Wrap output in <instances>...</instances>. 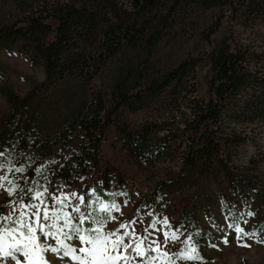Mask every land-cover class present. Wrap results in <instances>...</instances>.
Wrapping results in <instances>:
<instances>
[{
	"label": "trees",
	"instance_id": "obj_1",
	"mask_svg": "<svg viewBox=\"0 0 264 264\" xmlns=\"http://www.w3.org/2000/svg\"><path fill=\"white\" fill-rule=\"evenodd\" d=\"M214 10L218 11L215 23L201 31L202 40L212 44L225 21L228 25L207 96H201L196 78L203 57L189 55L178 61L175 55L165 56L161 47L180 45L199 24L201 13ZM260 25L264 26V0H0V47L19 46V53L46 73L45 80L22 100L7 93L12 111L5 123L12 134L28 127L29 104L52 84L84 91L79 109L45 141L47 154L39 166L52 162L45 197L76 187L91 174L99 183L94 185L98 199L112 200L104 193L111 181L100 148L114 125L127 155L143 165L155 166L181 155L180 172L160 182L152 204L165 189H190L208 178L228 188L221 195L222 214L226 226L237 225L240 208H250L255 191L251 181L232 168L231 151L245 139L228 123L264 122V47L258 50L237 42L232 29ZM113 61L120 62L121 70L107 85ZM161 65L168 67L160 69ZM160 101L164 116L137 128L127 125L126 114ZM29 175L21 188L35 186L38 175L35 170ZM91 191L87 185L78 187L85 214L94 212ZM26 195L18 193L14 202L24 201ZM14 202L2 207L0 216L10 214L15 219L21 208ZM0 223L6 226L7 221ZM257 231L264 238V227ZM40 242L50 243L42 236ZM192 255L196 258L183 259L204 263Z\"/></svg>",
	"mask_w": 264,
	"mask_h": 264
},
{
	"label": "rangeland",
	"instance_id": "obj_2",
	"mask_svg": "<svg viewBox=\"0 0 264 264\" xmlns=\"http://www.w3.org/2000/svg\"><path fill=\"white\" fill-rule=\"evenodd\" d=\"M217 14V10L201 13L199 24L194 28L195 30L189 32L180 45L167 44L161 47L165 56L175 55L173 58L178 61L185 60L189 55L203 57L196 78L198 93L201 96H207L208 83L218 65L219 48L228 25L225 21L212 44L205 43L201 38V31L215 23ZM232 30L237 42L258 50L264 47L263 25L253 28L234 26ZM19 48V46L8 49L0 47V151L4 153L0 156V164L3 165L0 168V175L7 176V181L2 182L4 189H0V209L11 205L18 196V191L9 195L5 189L15 185L21 188L33 170L38 175L35 186L31 187L33 192L27 193L24 201L20 203H29L28 195H34L35 190L43 191L41 185L47 187V170L52 162L48 160L39 166V161H43L47 154L45 141L61 131L62 126L79 109L84 98L83 88L69 84H52L29 104L28 127L14 136L5 123L12 111L7 93L22 100L46 78L43 67L34 66L23 53H19ZM119 64V61H113L109 65L105 82L107 85H111L120 73ZM167 67V65H161L160 69L165 70ZM165 113L164 103L160 101L142 111L129 112L126 114V123L137 128L144 122L158 120ZM228 124L230 129L245 139L231 151V165L235 173L251 181L253 192L255 191V194L250 196V208L247 211L240 208L241 217L237 224L246 232L254 233L252 237L244 236L238 240L235 228L226 226V219L222 214L221 195L227 193L228 188L208 178L202 179L198 186L190 187V189L172 191L165 189L157 196L156 203L152 204L151 196L160 182L180 172L181 155L176 154L173 159L160 161L155 166L143 165L127 155L122 143L118 141L114 125L109 127L100 148L103 164L109 169L111 181V187L105 188L104 193L111 196L112 200L98 199L94 185L97 187L99 183L94 182L92 175L88 174L80 180L78 186L55 194L61 198L68 197L63 201L62 211L69 212L72 216L78 215L73 209L79 206L81 210L82 202L69 194L76 193L78 196V187L85 185L92 188L90 210L94 211V214L92 212L85 214L89 220L82 227L95 228L97 225L90 221L106 218L108 213L100 210L102 203L119 205V211L111 208L108 210L115 219L107 221L103 231H115L120 228L122 222L136 221L135 224H129L127 231H135L134 241L141 242L145 255L137 256L135 251L129 249L127 253H124L130 254L133 258L129 264H264V243L257 242L261 240L257 230L260 226L264 227V122L244 126ZM20 167H23L25 171L16 172L15 169ZM8 181H11L12 185H9ZM118 193L121 195H117ZM31 203H37V201L32 200ZM53 207L60 209L62 206L53 205L51 202L48 204L49 212L53 210ZM21 211L32 210L23 208ZM20 212L15 219L19 217ZM165 218L168 221L167 225L164 224ZM211 221L215 224H211ZM153 223L156 224L155 228L150 227ZM7 226L15 225H10L7 221ZM196 231L198 232L196 235L201 238L195 236ZM124 232L125 229H120L118 235H123ZM166 232L169 234L175 232L179 239L175 242L166 241L164 238ZM189 237H191L190 240ZM15 238L20 239L19 233L15 234ZM225 238L229 241L228 244H224ZM134 241L125 237V243L134 244ZM13 242V239L6 238V243ZM38 243L41 242L38 241ZM157 244H160L159 252L155 251ZM242 244L251 246L244 247L241 246ZM193 248L195 252L192 251ZM165 252L167 255H164ZM192 254L200 257L204 263H188L183 259L185 255ZM40 255L50 260L51 264H77L76 261H62L59 257L54 258L51 253H37L35 257L37 262ZM152 257L155 259L152 260ZM20 258L24 259L22 256ZM4 264H15V262L6 260Z\"/></svg>",
	"mask_w": 264,
	"mask_h": 264
},
{
	"label": "snow or ice",
	"instance_id": "obj_3",
	"mask_svg": "<svg viewBox=\"0 0 264 264\" xmlns=\"http://www.w3.org/2000/svg\"><path fill=\"white\" fill-rule=\"evenodd\" d=\"M3 155L4 153L0 151V156ZM2 167L3 165L0 164V168ZM15 171L24 172L25 169L20 167L16 168ZM3 181H7V176L0 175V189H4ZM8 184L12 185V182L8 181ZM40 187L43 188V191L35 190L34 195H28L29 203L14 202L20 203L21 209L28 208L32 211H21L19 217L15 220L12 219L10 214L0 216V221H9L10 225H15L6 227L3 223H0V264H4L6 260L14 261L15 264H51L50 260L45 259L43 255H40L39 262H37L35 259L37 253H51L54 258L59 257L62 261H76L77 264H122V262L123 264H129L133 258L130 254H124L129 249L135 251L137 256L145 255L141 242L134 241L135 231H127L129 224H135L136 221L122 222L120 228L115 231H103L107 221L115 219L108 210L111 208L119 211V205L102 203L100 210L108 213L106 218L104 220H94L93 223L97 225L95 228L91 226L85 228L82 225L89 220V217L80 210L79 206L73 209L78 214L76 216H72L69 212H63V201L68 197L64 196L61 198L54 193H48L47 197H45L44 194L48 192V189L43 185ZM5 190L9 195L17 191L25 194L33 192V189L20 188L18 185L10 186ZM69 195L77 197L80 202L84 201V197L77 196L76 193ZM117 195L121 194L118 193ZM23 199L24 196H21V201ZM32 200H36L37 203H31ZM46 201H52L53 205H61L62 207L60 209L53 207V210L49 212ZM41 205H43L42 213ZM249 215H254V213H249ZM61 221L62 223H60ZM164 224H168L167 218H165ZM150 227L155 228L156 224L153 223ZM229 227L235 228L238 240L244 236L252 237L254 235V233L246 232L239 225L230 224ZM120 229H125L123 235H118ZM144 231H147V229H144ZM37 232H39V235H37ZM16 233H19L20 239L15 238ZM41 236L45 240L51 241V243H38ZM125 237H128L130 241H134V244L125 243ZM6 238H11L14 242L8 244L6 243ZM164 238L169 242H175L179 239L175 232L171 234L164 233ZM190 239L191 237H189ZM69 241H74L75 243H70ZM228 242L227 238H225L224 244H228ZM257 242L264 243V238ZM153 243H157V241H153ZM241 246L250 247L251 245L242 244ZM213 247L216 246L213 245ZM155 251H160V244H157ZM192 251L195 252V249L193 248ZM164 255H167V253L165 252ZM21 256L24 258L23 260L20 258ZM183 258L195 259L196 257L185 255ZM151 259L154 260L155 257Z\"/></svg>",
	"mask_w": 264,
	"mask_h": 264
}]
</instances>
